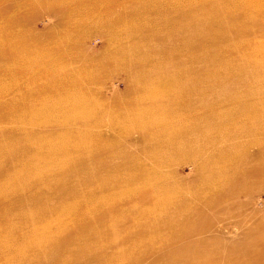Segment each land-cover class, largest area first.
I'll return each mask as SVG.
<instances>
[{
    "label": "rangeland",
    "instance_id": "1",
    "mask_svg": "<svg viewBox=\"0 0 264 264\" xmlns=\"http://www.w3.org/2000/svg\"><path fill=\"white\" fill-rule=\"evenodd\" d=\"M0 13L12 46L0 56V90L7 91L0 114L13 90L27 105L50 111L32 114L33 129L0 117L6 149L11 136L31 137L19 149L24 163L15 160L26 195L0 178V207L6 194L10 210L6 221L0 211V236L13 233L15 241L5 243L9 259L0 264H131L120 254L103 263L91 253L90 244L107 255L119 252L107 236L91 239L100 224L56 227L64 238L78 231L71 259L26 232L43 224L52 229L50 210L63 213L64 205L88 194L101 170L97 185L108 181L115 190L129 187L141 166L152 172L147 177L156 196L172 203L161 208L164 222L154 223L160 239L146 235L132 264H264V0H0ZM165 60L171 64L161 66ZM156 74L164 78L155 81ZM153 97L161 102L153 104ZM110 107L125 114L123 124L111 126ZM52 131L74 145L61 154L80 162L81 172L70 167L67 186L51 182L63 172L62 161L33 160L34 147L48 145ZM9 162L1 153L0 173ZM174 231L179 242L162 249Z\"/></svg>",
    "mask_w": 264,
    "mask_h": 264
},
{
    "label": "bare ground",
    "instance_id": "2",
    "mask_svg": "<svg viewBox=\"0 0 264 264\" xmlns=\"http://www.w3.org/2000/svg\"><path fill=\"white\" fill-rule=\"evenodd\" d=\"M74 9H78V11L80 10L79 8H74ZM0 16H3V13H0ZM3 29H4L3 25L1 24V26H0V56L4 58L5 53H8V52H6V49H7L6 47H12V46H11V43L9 42L11 35L3 33V31H2ZM2 37H3V41H2ZM163 64L164 65H161V66H169L171 64V62L168 60H165ZM0 71H2L1 67H0ZM156 73L161 74L160 71H156ZM159 74H156L158 76H155V81L159 82L164 78L161 75L159 76ZM8 77L9 76L7 75L6 78H8ZM168 85L169 86L173 85V82L169 81ZM186 86H188L187 83H186ZM188 87L191 88L190 86H188ZM32 90L33 89L31 87H28L25 89L26 93L31 92ZM13 91L10 92L12 95L13 101H11L9 103L7 102V104L4 102L5 104L2 105V108H1L2 111H1L0 117L9 118L12 121H14V120L18 121V122L22 123L23 127H25L26 129H28V128L33 129V128L37 127L38 126L37 123H35V122L31 123L29 121L32 114L36 113L37 111H43L46 113H50V111H47L46 108L42 109L41 104L37 105L36 103H30L29 105H27L24 102V98H22V97L16 98L17 94H14ZM6 92L4 93L2 90H0V102H3L2 101V95H3V93L5 95ZM149 92H152V89H149ZM26 93H25V95L27 96ZM150 100H152L153 104H157L158 102H161V101L156 100L154 97L151 98ZM10 103H12V104H10ZM19 110H21V111H19ZM96 110H99V107ZM91 113L95 116L97 115L93 111H91ZM108 113H110L112 115V117H113V115H115L113 118L114 121L113 120L111 121L112 122L111 126L116 125V123L120 124V122L123 124L122 121L126 120V119H124L125 114L118 113L116 110H113L112 107H110ZM48 115H50V114H48ZM48 115L45 116V118H46L45 120L49 119ZM55 121L57 123V120L54 119L52 122H50L48 124H43V121H42V125L43 126H47V125L51 126V124ZM42 125L40 124V126H42ZM25 136H27V135H25ZM49 138H50V143H48V145H41L39 147H36V146L34 147L35 154L33 156V160L35 159V161L39 162V159L40 160H43V159L49 160L50 158H52V159L54 158L58 162L62 161L64 164L63 172H61V174L54 175L55 178H53L52 180L50 179V180H51V182L56 183L58 185H59L58 182H61V183H63V185L67 186V184H69V183L67 181H63V180H68V174L70 172L69 171L70 167L75 165L78 167L77 170L79 172H81V169L78 166L80 162L78 163V160H75V158L72 155H66L64 152H63V154H61L60 149L61 148L66 149V148L74 146V145L67 144L66 141L59 134H57V132L52 131L49 134ZM10 139H11V143H9L7 145L10 148L6 149V147H5L6 144L0 145V154L4 153V154L8 155L10 157L9 164L11 165L9 168V171L7 169L6 172H4V174L0 173V178H2V181L4 182L6 188L10 184L9 189H12L14 187L11 191L12 192L15 191V193L19 194L23 198L26 195L27 188H25L23 185H21V183L18 181V178H24L25 176L22 175L23 172H21L19 164L15 160H17L16 157L20 156V162L24 163L23 162V153L19 154V149H20L21 144L22 145L23 144H28V145L31 144L30 143L31 137L27 136V139H25L24 135H21V137L11 136ZM45 140L46 139H43V142H45ZM38 148L40 149V152L38 151ZM38 152L40 153L41 156H39ZM25 154L26 155H24V160L29 159L30 155H28V154H30V153L26 152ZM102 159L103 158L100 159V162H103ZM200 166H206L209 170L212 169V168H210L208 163L201 164ZM141 167H142V169L136 170L137 176L132 175L131 180H134V181L131 183H128L129 187L125 188V185L117 186L115 190L112 189L113 183H111V182L108 183V181H107V183L103 184L101 182V183H99V185H97V183L100 182L99 178L102 175H105L104 170H101V172H98L97 174L94 175V177H93L94 179L96 176L100 175V177L98 178V180L95 179V183L93 182L91 184L92 186L89 187V191H87L88 194H86V195L84 193L79 194V196L81 197V198L79 197L80 199H78V198L76 200L72 199L73 201L64 205L63 213H60V211L62 209L59 210V213L57 212L55 214L53 213L54 210H50V214H48L47 216H48L49 220L51 221V223L53 224V228H55V229L52 228L53 229L52 230V229L44 226V224H43L40 227L37 226V228L34 232H31V230H32L31 229L30 231H27L26 233H29V234L34 233L32 235L37 236L38 239L42 241L41 244L46 243V246L51 247V249H52L51 251H54L57 249V251H59L58 252L59 256L62 255V257H63L65 255L64 257H66L65 253H67V254H69V255H67V258L71 259L73 257V254L71 253V251L72 250L74 251L76 249L75 244H76V241L78 240V237L74 236L76 231L74 230L73 233L70 234L71 237L68 236V237L64 238L65 234L63 235V233H62L63 231H59L55 234L56 227L60 228L63 226H67V227L70 226V227H72V229L75 227H81V229H82L85 226V224L87 225V223H90L93 227L97 224H100V226H102V229L98 230L97 232L94 231L92 233L91 239L95 242H98V241H96V239L99 240L102 237L107 236V238L109 239V245L110 244H111V246L117 245L116 247H118L117 249H119V252H115V255L110 254V253H109L110 255H107L108 253H106V252L104 253L101 248H96L95 245L90 244L89 248H90L91 253L94 252L95 254L99 255L101 257L100 258L101 262L107 261L108 259H111L112 261L118 260L119 254H120V258H122L124 261L137 262V260H138L137 258L139 256H136V254H139V252L142 251L143 247L147 244L146 235H148L151 238L154 237V238L160 239L161 233H159V231L154 227V223L157 224V223L164 222V218L166 217V215L163 214L161 208L165 207V206L167 208H169V204L172 203L171 199H169V197L166 198L164 196H160V197L156 196L155 192L153 191L155 184L152 182V179L150 177H147L149 175V173H151L150 175H152V172L144 166H141ZM34 172L35 171L30 170L29 173H26V174H28V175L30 174L33 176ZM108 173L111 174V173H113V171L108 170ZM13 176H15V177H13ZM33 178H36V177L33 176ZM12 179H17V180H12ZM64 182H67V183L64 184ZM141 182H144L143 185H141ZM12 185H13V187L11 188ZM25 185L27 186V184H25ZM214 185L215 184L198 183V186L201 189H204V188L209 189V188H211V186H214ZM160 188L162 189V192H169L168 196L172 194V191H170L167 187L160 186ZM3 189H4V187L2 185H0V192H2ZM25 189H26V191H25ZM73 196H75V198H76V195H73ZM6 198H7V195L5 194L4 198L2 199L3 206L1 205V207H0V211H2V217H3L2 220L3 221H6V218L8 216V212L10 211L8 209V207L3 202ZM148 198H149V200L147 201L146 199H148ZM168 199H169V202H168ZM128 203H131V204L134 203V204L131 207H128L127 206ZM144 203H147L148 207L143 208ZM75 206H80V207L85 206V207H83L84 208L83 210H85V211L78 212L79 211L78 209H74ZM111 207H116L118 209L112 210ZM171 207L174 208L173 206H171ZM75 211L77 212V216L73 217L74 216L73 214H76V213H74ZM135 214H139L141 216L139 218L147 219V220H144L143 223H140L134 219ZM133 215H134V217H133ZM158 217L160 218V220L157 221ZM30 218H32V216H30L27 219H30ZM110 220H111V222H110ZM20 222H18V223H20ZM25 222H26V220H25ZM119 223H122L123 228L120 226ZM19 229L22 232L21 229H23V228L20 227ZM81 229H80V232H81ZM140 232L145 233V236L144 237H143V235L141 236ZM29 234H27V235L25 234L26 237H28V239H30L31 238L30 236H32ZM76 234H78V231ZM5 235L7 236V234H5ZM13 236H14L13 233H11L9 235L8 239L5 236H0V242H3L2 244H0V251H1L0 255H2V256H0V263H1V261L4 263L8 262L9 255L5 254L4 248H6L5 243L11 242L12 245H15V241H14ZM176 242H179V235L177 234V232L174 231L173 235L170 236L169 239H167L166 241H164L163 243L160 244V247L163 249V248L170 246ZM100 246H102V245H100ZM84 248L87 249V245H85ZM49 252H50V250H49ZM70 253L72 254V256L70 255ZM151 253L152 252L146 254L145 256L150 255ZM3 254H5V255H3ZM81 254H82V252H81ZM117 254H118V256H117ZM75 255H76V253H75ZM59 256H58V258L60 260L61 257H59ZM78 256H80V255H78ZM82 256L83 255H81V258H82ZM145 256H143L141 259H143ZM65 259L63 260L61 258V260H63L64 262H65ZM70 259H68V261ZM75 259H76V257H75ZM66 262H67V260H66ZM132 262H131V264H132ZM69 263H70V261H69ZM80 263H81V261H80ZM263 263H264V261H263Z\"/></svg>",
    "mask_w": 264,
    "mask_h": 264
}]
</instances>
